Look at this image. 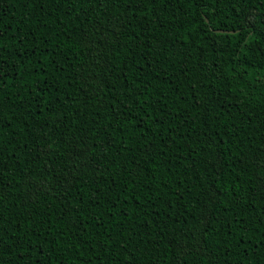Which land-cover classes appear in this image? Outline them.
Listing matches in <instances>:
<instances>
[{
    "label": "trees",
    "instance_id": "1",
    "mask_svg": "<svg viewBox=\"0 0 264 264\" xmlns=\"http://www.w3.org/2000/svg\"><path fill=\"white\" fill-rule=\"evenodd\" d=\"M0 31V264H264V0H0Z\"/></svg>",
    "mask_w": 264,
    "mask_h": 264
},
{
    "label": "snow or ice",
    "instance_id": "2",
    "mask_svg": "<svg viewBox=\"0 0 264 264\" xmlns=\"http://www.w3.org/2000/svg\"><path fill=\"white\" fill-rule=\"evenodd\" d=\"M25 2H27V0H25ZM55 3H61L62 0H54ZM143 0H126V6L128 8V11L131 12L133 11L134 8L138 7L140 3H142ZM151 3L155 4L156 0H150ZM223 0H188V3L190 5V7L195 10L197 7L200 10H205V9H209L211 7H217L220 3H222ZM215 19V16H209L206 20H205V24L207 25V29H206V33H216L217 35H219V28H220V24L217 21L216 23H213V20ZM237 26L240 29V32H243L245 29H247L248 31H251V26H252V21H248V23L246 24H242L239 21L236 22ZM204 28V25H201V29ZM234 35H239V33H234ZM28 33H26L23 37L20 38L19 43L21 45H24L25 40L27 39ZM3 37H4V32L0 31V53L3 52L4 50V45H3ZM41 39H43V37H41ZM38 50V46L33 45L32 46V52L31 55H35L36 51ZM29 49L27 46L24 47L23 55L28 54ZM42 63V62H41ZM4 61L2 59H0V112H2V106L5 100V97L3 95V88L5 86V69H4ZM35 67V66H33ZM19 68V72L20 73H24L25 71H29L26 67H21L18 65ZM29 74L31 75V72L29 71ZM21 79H23V77L21 76ZM34 83V82H33ZM17 84H19V81H17ZM23 99V98H21ZM15 106V105H13ZM0 119H2V117H0ZM149 119H152L151 116H149ZM154 138H155V134H154ZM90 151V149H89ZM135 183V181H133V184ZM37 191H39V189H37ZM212 199H215V196L211 197ZM128 197L125 196V200L123 201L124 203L127 202ZM139 203V201H137ZM149 203L151 204V198L149 199ZM154 206V205H153ZM121 212H123V209H121ZM243 223L242 221H237L236 222V226L239 227L240 224ZM229 227H232L231 224H229ZM247 232V227H243L241 228V235L235 236V243L236 246L239 247V245L245 243V237L243 235V233ZM226 236H233V231H229L227 232ZM247 242H251V237H248ZM4 243V238L3 236H0V244ZM13 244L15 243L14 241L12 242ZM179 243V242H178Z\"/></svg>",
    "mask_w": 264,
    "mask_h": 264
},
{
    "label": "water",
    "instance_id": "3",
    "mask_svg": "<svg viewBox=\"0 0 264 264\" xmlns=\"http://www.w3.org/2000/svg\"><path fill=\"white\" fill-rule=\"evenodd\" d=\"M220 33H227V31L219 30Z\"/></svg>",
    "mask_w": 264,
    "mask_h": 264
}]
</instances>
